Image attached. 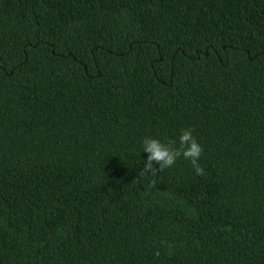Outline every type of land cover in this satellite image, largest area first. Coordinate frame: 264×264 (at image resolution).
<instances>
[{"label": "trees", "instance_id": "obj_1", "mask_svg": "<svg viewBox=\"0 0 264 264\" xmlns=\"http://www.w3.org/2000/svg\"><path fill=\"white\" fill-rule=\"evenodd\" d=\"M0 264H264V0H0Z\"/></svg>", "mask_w": 264, "mask_h": 264}, {"label": "clouds", "instance_id": "obj_2", "mask_svg": "<svg viewBox=\"0 0 264 264\" xmlns=\"http://www.w3.org/2000/svg\"><path fill=\"white\" fill-rule=\"evenodd\" d=\"M142 150L147 155L141 174L155 176L165 168L174 166L177 159L182 156L191 162L197 175H204L203 168L198 162L203 148L193 136L191 128L181 130L178 146L173 140L165 143L158 138L145 137L142 140Z\"/></svg>", "mask_w": 264, "mask_h": 264}]
</instances>
